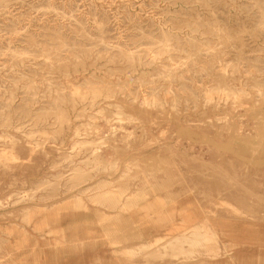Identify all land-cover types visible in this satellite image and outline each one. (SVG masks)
<instances>
[{
  "label": "rangeland",
  "instance_id": "374dc122",
  "mask_svg": "<svg viewBox=\"0 0 264 264\" xmlns=\"http://www.w3.org/2000/svg\"><path fill=\"white\" fill-rule=\"evenodd\" d=\"M121 216L161 264H238L233 228L264 231V0H0V264Z\"/></svg>",
  "mask_w": 264,
  "mask_h": 264
},
{
  "label": "crops",
  "instance_id": "0c3cea01",
  "mask_svg": "<svg viewBox=\"0 0 264 264\" xmlns=\"http://www.w3.org/2000/svg\"><path fill=\"white\" fill-rule=\"evenodd\" d=\"M142 216V215H141ZM122 221L118 227L113 224L105 227L93 229L96 232L120 231L114 236V240H105V238L96 235L94 245L85 248L82 246L80 250L75 245L66 246L63 260L56 261L54 264H145V248L148 246L147 252L149 257H153V261L149 264H161L156 257H160V247L164 241L153 238L146 241L145 227L142 222L134 223V220L118 217ZM142 219V217H141ZM139 220V219H138ZM262 227L236 230L233 228L232 234L239 238L241 243L234 245L233 250L235 260L238 264H264V231ZM262 231V232H259ZM159 240V242H156ZM147 242V243H146ZM124 252H130L124 254ZM142 262V263H141ZM166 264V263H164ZM167 264H177L176 260L169 261ZM220 264H224L220 262Z\"/></svg>",
  "mask_w": 264,
  "mask_h": 264
},
{
  "label": "bare ground",
  "instance_id": "6f19581e",
  "mask_svg": "<svg viewBox=\"0 0 264 264\" xmlns=\"http://www.w3.org/2000/svg\"><path fill=\"white\" fill-rule=\"evenodd\" d=\"M187 131V130H186ZM253 141V140H252ZM105 143V142H104ZM257 143V142H256ZM259 147V145L257 146ZM142 158V157H141ZM241 158V157H240ZM254 163V162H253ZM138 182V181H137ZM84 189V188H83ZM225 204V203H224ZM210 206V205H209ZM210 208V207H209ZM32 221V220H31ZM214 229V227H213ZM217 235V234H216ZM161 240V239H160ZM162 241V240H161ZM215 241V235L211 234L207 231H205L202 227H199L196 229V231L193 232L192 236L185 235L183 237H176V243H188V244H208ZM156 242H158L156 240ZM215 245V244H214ZM208 247V245H207ZM173 248V247H172ZM200 249V248H199ZM8 252V251H7ZM129 254L130 252H124V254ZM217 255V254H216ZM142 263V262H141Z\"/></svg>",
  "mask_w": 264,
  "mask_h": 264
}]
</instances>
